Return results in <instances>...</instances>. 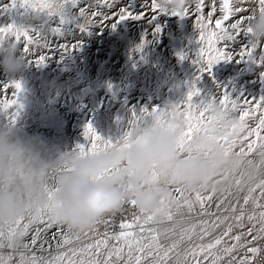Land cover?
I'll return each instance as SVG.
<instances>
[{
	"label": "rangeland",
	"instance_id": "1",
	"mask_svg": "<svg viewBox=\"0 0 264 264\" xmlns=\"http://www.w3.org/2000/svg\"><path fill=\"white\" fill-rule=\"evenodd\" d=\"M84 1L87 0H79L76 7L65 4L56 15L40 12L39 22H36L33 19L37 15L36 10L24 0H0V28L10 26L38 38V44L29 45L30 52L25 53L23 38L16 42L12 37L24 67L12 79H8L0 70V123L9 120L13 124L22 123L27 134L39 136L64 152L74 151L78 145L87 143L84 131L89 126L102 139L112 143L118 141L131 127L134 117L154 108L166 110L181 104L193 87L198 93L197 100H216L227 95L247 108L255 106V101L264 99V56L260 55L264 51V44L252 57L238 55L254 42L250 36L241 34L226 43L219 42L217 47L223 48L232 59L216 63L210 72L200 71L201 64L197 60L201 45L198 42L197 19L194 18L195 0H189L187 4L193 7V11L183 18L158 10L153 12L151 0H114V3L113 0H104L105 6L113 5L106 6V10L99 7L103 0H94V7ZM255 1L244 0L239 6L247 11L230 18L224 26L227 27L239 17L250 15L258 8ZM121 7L127 8L133 16L141 15L143 19L120 21L118 12ZM80 8L85 9L87 19L91 21L87 27L84 26L85 18L79 14ZM94 9L102 11L108 19H104L103 15L93 17L91 13ZM153 15L156 16L155 20L149 22ZM156 27H159V32L155 31ZM209 27L214 28V21ZM102 30L104 33L100 42L98 33ZM41 55L45 58L38 64L35 61ZM16 84H19V89L14 87ZM49 84L64 87L53 91L49 89ZM162 89H165L164 93ZM248 101L252 104L249 105ZM203 194L213 195L207 204L210 214L201 216L197 205L194 212H185L183 217L177 216L173 222L153 225L161 229L175 226V236L169 234L171 238H161L164 246L179 238L181 226L232 215L230 212L224 213L227 204L221 209L216 208L222 198L221 192ZM244 194L246 189L239 193L240 204L243 203ZM226 202L235 203L236 198L230 197ZM251 211L249 204L246 212ZM231 221L212 231L204 241L198 235L190 241L185 240L180 250L214 240L223 233L228 223H233ZM37 227L43 228L42 225H34L33 230ZM249 227L251 225L245 220L243 228H235L229 237L224 238V244L235 243L231 236L244 233L242 242H246L247 247H254L257 240L253 241L252 237L257 233L253 231L252 235H247ZM61 229L56 226L43 231L35 246L31 245L33 231H30L25 237L29 248L24 253L50 259L57 252L56 241L59 239L58 236L54 238L53 234ZM101 236L91 232L88 236L81 234L80 240L74 241L71 246L83 247ZM109 243L111 245L116 241ZM247 247L238 251L250 254ZM0 253L11 255L10 264H19L20 253H13L9 249H2Z\"/></svg>",
	"mask_w": 264,
	"mask_h": 264
},
{
	"label": "clouds",
	"instance_id": "2",
	"mask_svg": "<svg viewBox=\"0 0 264 264\" xmlns=\"http://www.w3.org/2000/svg\"><path fill=\"white\" fill-rule=\"evenodd\" d=\"M188 2L157 0L167 14L182 11ZM36 13L33 19L39 22L40 12ZM248 26L252 40L264 44V14L257 13ZM23 67L11 34L0 39L3 74L12 79ZM48 87L54 91L64 86ZM237 122L233 113L213 105L206 112V123L189 139V120L170 107L161 110L159 119L142 117L110 147L88 154L61 152L27 134L22 123H0V228L6 232L22 217L35 222L45 213L66 233L85 234L129 202H134L139 215L159 218L169 209L176 210L177 189L187 195L223 192L234 187L233 176L243 188L264 184V149L257 150L254 163L248 164L239 144L227 153L221 147L233 142ZM50 185L56 189L51 199ZM180 211L184 214L189 208ZM4 243V249L13 253L25 250V238L19 234L6 237ZM251 264H264V257Z\"/></svg>",
	"mask_w": 264,
	"mask_h": 264
},
{
	"label": "snow or ice",
	"instance_id": "3",
	"mask_svg": "<svg viewBox=\"0 0 264 264\" xmlns=\"http://www.w3.org/2000/svg\"><path fill=\"white\" fill-rule=\"evenodd\" d=\"M99 2V0H97ZM244 0H195L194 10L199 28V44L201 45L198 53L197 62L201 64L200 71H209L213 65L222 60H231L232 56L227 54L223 48H218L217 44L221 41L228 42L241 34L250 36L251 29L248 26L252 20L255 19L257 13L264 14V0H256L258 8L253 10L250 15L235 19V22H230L225 27V22L230 21V18L237 17L239 13L246 12L242 6ZM31 8L46 15L59 14L65 4L76 7L79 0H24ZM114 3V0H113ZM106 6L111 7L112 4ZM151 9L153 12L157 10L160 13L167 14L159 9L157 0H151ZM193 11V7L186 4L182 11L172 13L171 15L178 17H186L189 12ZM79 14L85 18L84 26L91 23L85 15V9L80 8ZM93 17L103 15L104 19H108L106 14L100 11L91 13ZM119 20L124 21L128 19L141 20V15L133 16L125 7H121L118 12ZM155 15L152 16L149 22L154 21ZM207 21V22H205ZM214 21V28L209 25ZM246 22V23H245ZM159 27L155 28L159 32ZM11 34L16 42H20L21 38L24 41L25 53L30 52L29 45L38 44V38L30 35L24 31H13L12 27L0 28V39H4ZM261 44L253 42L250 47L243 49L238 53L239 57H252L254 53L260 48ZM264 56V51L261 52ZM44 56H39L36 63H42ZM198 79V77H197ZM19 89V84L14 85ZM198 93L193 87L186 95L185 100L174 106L178 116L189 120V127L186 136L190 139L194 131H199L200 127L206 123V112L213 105L220 106L224 111L231 112L237 119V124L233 126L234 140L231 144H223L221 147L227 153L239 144L240 152L244 154L246 163L253 164L252 157L257 150L264 149V99L255 101V106L247 108L239 105L238 101L230 99L227 95L216 100H197L195 99ZM249 105L251 101L247 102ZM258 113V115H257ZM152 115L159 119L161 110L152 109L150 112H143L139 117H134L131 125L139 123L142 117ZM249 121L252 123L250 124ZM254 125V126H253ZM130 127V128H131ZM84 138L87 143L78 145L77 149L81 154H88L93 151H98L112 145L111 141L102 139L89 126L84 131ZM239 154V153H238ZM234 187L226 189L221 192L222 198L216 204L217 209L225 206L226 201L230 197H235L236 202H228L224 207L225 212L232 213L231 216L221 215L214 220H202L199 224L192 223L188 226H181L179 229V238L173 240L167 246L161 243V238H171L176 235L175 226L171 228L161 229L153 225H159L164 221L173 222L177 216L183 217L180 211L183 207H188L189 212L195 210V206H199L200 215L204 216L210 214L207 209V204L213 199V195H204L197 192L192 195H187L180 190H174V201L176 202V210L169 209L162 213L159 218L152 216L143 217L139 214L133 213L131 220L125 219L119 224L120 231L112 234L107 229L102 234L101 238H97L92 243H88L83 247H72L74 241L81 238V234H69L61 229L53 236L59 237L56 241L57 252L52 255L50 259L44 257H37L36 255H26L24 252L20 253L19 264H233L236 257L233 255L240 248L247 247L246 242H242L244 233L231 236L235 243L231 245L224 244V238L229 237L235 228H243L245 220L251 227L248 228L247 235H252L253 231L257 234L253 236V241L257 239L264 240V184H259L254 187H241V180L232 177ZM243 195V203L240 204L239 193L245 192ZM49 198H52L56 191L55 187L47 186ZM259 193L256 195V193ZM216 192H212L215 194ZM194 202V207H193ZM251 204L252 211L246 212V206ZM129 206L135 208L134 202H129ZM125 208L121 209V212ZM115 215L106 217L105 224H112ZM232 220L233 223H228L227 227L220 236L215 237L214 240L206 243H200L195 246L180 250V245L185 240H192L193 236L199 237L201 241L205 240L212 231L224 225L226 221ZM37 227L33 230V226ZM56 227L50 223L45 213L35 222L26 221L23 217L15 222L14 225L5 229L0 228V250L5 248V238H11L16 234L22 237H27L30 231H33L31 245L35 246L37 240L43 231ZM93 230L92 233H95ZM171 234V236H169ZM88 236L89 233L83 234ZM110 241L116 243L110 245ZM25 249L29 248V244L25 242ZM262 249L258 246L247 247V252L251 256H244L239 259L237 264H251L252 260L260 255ZM191 258V259H190ZM202 258V259H201ZM12 257L4 256L0 253V264H10Z\"/></svg>",
	"mask_w": 264,
	"mask_h": 264
},
{
	"label": "built area",
	"instance_id": "4",
	"mask_svg": "<svg viewBox=\"0 0 264 264\" xmlns=\"http://www.w3.org/2000/svg\"><path fill=\"white\" fill-rule=\"evenodd\" d=\"M133 213L138 214L136 212L135 208H133L129 205L125 206V211L117 213L114 217V222L112 224L109 225V224L102 223L101 225H99L97 227L96 232L93 234L94 235H102L106 229L112 234L118 233L120 231V229H119L120 222H122L125 219L131 220ZM255 246H258L262 249L260 255L257 257H264V240L257 239L254 247ZM233 255L236 257V260L233 262V264H237L239 259L243 258L246 255L251 256L252 254L251 253L250 254H244V253L238 251V252H235ZM226 264H227V262H226Z\"/></svg>",
	"mask_w": 264,
	"mask_h": 264
},
{
	"label": "bare ground",
	"instance_id": "5",
	"mask_svg": "<svg viewBox=\"0 0 264 264\" xmlns=\"http://www.w3.org/2000/svg\"><path fill=\"white\" fill-rule=\"evenodd\" d=\"M100 1V0H99ZM108 1V0H107ZM254 1V0H253ZM84 2H88V3H90V6H93L94 5V0H87V1H84ZM84 2H83V4H84ZM110 2H112V1H110ZM256 2V1H255ZM96 5H97V3H95ZM120 4V3H119ZM94 7V6H93ZM99 7H101L103 10H106V6H105V3H104V0H103V2L101 3V4H99ZM247 7H248V5H247ZM100 9V8H99ZM95 10V9H94ZM139 10H141V9H139ZM96 11V10H95ZM99 11V10H98ZM102 12V11H101ZM195 12V11H194ZM240 18V17H239ZM233 19V18H232ZM234 22V21H233ZM94 26V25H93ZM102 29V28H101ZM100 29V30H101ZM71 31V30H70ZM103 31V30H102ZM74 32V31H73ZM67 33V32H66ZM103 33H104V31L103 32H101L100 34L98 33V35L100 36L99 37V41L100 42H102V35H103ZM55 35V34H54ZM61 35H62V33H61ZM53 36V35H52ZM56 37H58V35H55ZM104 36H105V38L106 39H109V37H108V35H106V34H104ZM85 38H87V39H91V37H85ZM104 38V37H103ZM62 39V38H61ZM81 40V39H80ZM105 40V39H104ZM94 44H97L96 42L94 43ZM89 50V49H88ZM137 58V57H136ZM139 59V58H138ZM140 65H141V63H140ZM144 65V64H143ZM148 68V67H147ZM143 69V68H142ZM166 73V72H165ZM169 73V72H168ZM171 73V72H170ZM167 74V73H166ZM169 75V74H168ZM159 76V75H158ZM162 76V75H161ZM155 78V77H154ZM172 78V77H171ZM141 79V78H140ZM156 79H158V78H155V80ZM160 79V78H159ZM175 79V78H174ZM165 81V80H164ZM177 81V80H176ZM173 82V81H172ZM178 82V81H177ZM155 84H156V82H154ZM158 83V82H157ZM183 83V82H182ZM75 84V83H74ZM159 84V83H158ZM174 84V83H173ZM137 85V84H136ZM166 89V88H165ZM164 89V90H165ZM102 90V89H101ZM164 90L162 89V92L164 93ZM167 92V91H166ZM105 93V92H104ZM107 93V92H106ZM166 95V94H165ZM12 121V120H11ZM226 204H227V202H226ZM224 213H225V211H224ZM227 213V212H226ZM231 222H233V221H231ZM179 232V231H178ZM217 235V234H216ZM253 238V237H252ZM49 241V240H48ZM188 243V242H187ZM252 243V242H251ZM51 249V248H50ZM241 249V248H240ZM41 254V253H40Z\"/></svg>",
	"mask_w": 264,
	"mask_h": 264
}]
</instances>
